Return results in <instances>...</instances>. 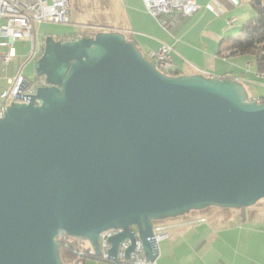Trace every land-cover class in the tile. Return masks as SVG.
I'll list each match as a JSON object with an SVG mask.
<instances>
[{
    "label": "water",
    "instance_id": "obj_1",
    "mask_svg": "<svg viewBox=\"0 0 264 264\" xmlns=\"http://www.w3.org/2000/svg\"><path fill=\"white\" fill-rule=\"evenodd\" d=\"M29 102H0V264H72L61 238L116 255L135 225L264 198V101L234 77L161 71L120 30L47 35Z\"/></svg>",
    "mask_w": 264,
    "mask_h": 264
},
{
    "label": "crops",
    "instance_id": "obj_2",
    "mask_svg": "<svg viewBox=\"0 0 264 264\" xmlns=\"http://www.w3.org/2000/svg\"><path fill=\"white\" fill-rule=\"evenodd\" d=\"M213 1L220 8H213ZM197 2L198 11L182 19L171 32L158 24L143 0H70L69 15L78 35L101 27L120 30L132 35L148 56L162 43L172 44L174 68L183 73L202 71L209 76L239 78L252 98L264 96V74L255 70L250 58L218 54L219 43L227 36L226 20L236 17L235 27L239 19L252 15L249 0H239L237 5L226 0ZM16 58L7 67L5 76L14 75ZM248 62L250 66L246 69L244 65ZM3 76L0 63V89L8 85ZM204 214L205 221L200 219L202 216L173 220L170 235L159 243L158 256L151 264H264V198L247 208L245 221L236 211L211 209ZM87 264L104 263L92 258Z\"/></svg>",
    "mask_w": 264,
    "mask_h": 264
},
{
    "label": "built area",
    "instance_id": "obj_3",
    "mask_svg": "<svg viewBox=\"0 0 264 264\" xmlns=\"http://www.w3.org/2000/svg\"><path fill=\"white\" fill-rule=\"evenodd\" d=\"M226 1L233 5L239 3V0ZM143 2L158 24L168 32H171L172 28L182 19L193 16L199 9L197 0H143ZM211 5L215 8L217 3L213 1ZM217 7L220 8V6ZM69 11L70 0H0V45L7 48L4 51H0V63L2 64L3 77L8 83L7 87L0 89V102H29L31 96L37 92L38 87L48 85L45 76L36 75L35 80L31 81L23 76L22 71L7 77L5 76L7 67L17 57V48L15 46L17 40L30 42L29 59L36 58L37 49H41V45H44V40L37 38L36 22L68 23L71 21ZM235 22L236 17H230L226 20L229 27H234ZM104 28L107 27H101L99 30ZM70 39L77 38H73L70 35L65 38L61 37L60 40ZM173 52L174 46L172 44L162 43L158 49L150 53L149 57L161 71L169 72L175 66ZM249 66V62L244 65L246 69ZM201 73L204 72L201 71ZM204 74L209 75L208 73ZM200 219L205 221L206 217L202 216ZM173 220L175 219L161 220L154 223L153 236L149 237V239L156 256L159 253V243L170 235V229L174 225ZM115 231H118V228L107 229L99 235L100 254L98 256L95 255L96 257L114 264H151L155 261L156 258L150 260L147 257L143 240L140 238L138 230L133 229V225L131 231L136 238L134 248L127 254L132 242L130 238H127L120 243L116 255L111 254L110 248L112 244L109 238ZM63 241L66 247L69 246L68 238L63 239ZM74 253L77 255L76 263H78L79 259L84 255V250H74Z\"/></svg>",
    "mask_w": 264,
    "mask_h": 264
},
{
    "label": "trees",
    "instance_id": "obj_4",
    "mask_svg": "<svg viewBox=\"0 0 264 264\" xmlns=\"http://www.w3.org/2000/svg\"><path fill=\"white\" fill-rule=\"evenodd\" d=\"M251 8L255 12V16L251 17L241 28L237 35H229L224 37L218 48L219 56H234V55H251L252 64L258 73L264 74V0H249ZM113 28L98 29L94 32H81L79 35L75 34L73 38H79L81 36H90L97 33L98 31H112ZM129 39H133L132 35L127 34ZM57 39L61 37L57 36ZM149 59L150 57L145 54ZM170 74H180L183 73L180 69H172L169 71ZM252 98V95H250ZM258 101H264V96L258 98ZM259 202V201H258ZM211 209H219L222 211H236L238 217L242 219L240 215V210L237 208H221L216 206H210L202 210H191L189 213L175 217L168 218L165 220H172L181 217H199L205 215ZM163 220V221H165ZM62 243L61 257L65 263L75 264L77 261V255L74 250L83 249L84 255L79 259L76 264H87L88 259H98L102 260L100 257H96L93 253L92 247L87 240L79 241L75 238L68 237L69 246L64 245V241L60 239Z\"/></svg>",
    "mask_w": 264,
    "mask_h": 264
},
{
    "label": "rangeland",
    "instance_id": "obj_5",
    "mask_svg": "<svg viewBox=\"0 0 264 264\" xmlns=\"http://www.w3.org/2000/svg\"><path fill=\"white\" fill-rule=\"evenodd\" d=\"M255 16V12L252 9V15L250 17L247 18H241L239 19V21L236 23V26L234 28H228V26L225 24V22H221V24L226 25L227 26V36L228 35H237L241 28L243 27V25L251 18ZM36 33H37V38L39 40H45V37L47 35H53L55 38H57V36L59 37H68L70 35H75L76 34V27L74 26V24L72 22H68V23H55V22H49V21H42L41 23H37L36 22ZM78 35V33H77ZM15 46L17 48V58L14 64V74H17L19 71H22L23 76H25L27 79L33 81L35 80V77L37 75V71L35 69V63L36 60L39 58V56L41 55V53L43 52V47L44 45H41V49H37V56L36 58H31L29 59V54H30V50H31V43L28 41H20L17 40L15 42ZM6 47L2 46L0 47V49H5ZM248 58H251V55H244ZM12 72H8L9 74L13 73ZM249 88H253L254 86L248 85ZM256 88V86H255ZM258 90V88H256ZM256 92V91H253ZM258 92V91H257ZM256 92V93H257ZM264 95V93L262 94ZM262 200V199H261ZM259 200V202L261 201ZM257 202V203H259ZM256 203V204H257ZM255 204V205H256ZM102 263L104 264H114V263H108L105 262L104 260H100Z\"/></svg>",
    "mask_w": 264,
    "mask_h": 264
},
{
    "label": "bare ground",
    "instance_id": "obj_6",
    "mask_svg": "<svg viewBox=\"0 0 264 264\" xmlns=\"http://www.w3.org/2000/svg\"><path fill=\"white\" fill-rule=\"evenodd\" d=\"M44 48V47H43ZM166 73H169V72H166ZM45 80H46V78H45ZM133 229H135V230H137V227L135 226V225H133ZM131 230H132V226H131ZM120 231H122V228H119L118 227V231H115L113 234H116V233H118V232H120ZM112 234V235H113Z\"/></svg>",
    "mask_w": 264,
    "mask_h": 264
}]
</instances>
